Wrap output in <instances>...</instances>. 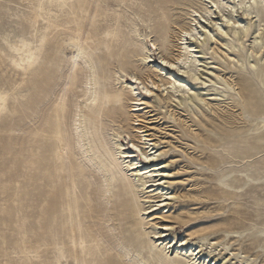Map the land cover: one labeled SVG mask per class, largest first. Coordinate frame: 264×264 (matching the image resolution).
<instances>
[{
    "label": "bare ground",
    "instance_id": "1",
    "mask_svg": "<svg viewBox=\"0 0 264 264\" xmlns=\"http://www.w3.org/2000/svg\"><path fill=\"white\" fill-rule=\"evenodd\" d=\"M47 1L62 10V15H41L46 24L42 29L49 30V33H42L40 39L44 42L47 36H52V39L63 36L60 44L64 50L70 51L67 62L71 70H77L71 76L70 88H64L60 102L53 105L49 127L40 128L41 159L46 161L53 152L60 168L66 169L63 162L66 149L73 147L91 177L99 174L102 200L112 205L109 209L114 211L112 220L119 221L126 234L112 248L116 255L132 264H226L231 260H235L234 264H264L258 261V256L249 255L246 248L239 247L235 253L228 243H210L207 238L211 233L200 235V241L194 244H191L194 234L180 240L169 238L173 221L182 220V209L172 214L165 208L174 201H180L183 196L174 190L176 183L167 169L169 161L149 166L166 154L161 151L164 146H160L171 142L156 140L155 134L150 133L152 128L148 126L153 122L149 120V114L157 107L164 108L167 117L173 121L177 119L171 109L182 108L206 126L199 116L203 115L213 123L206 110L218 116L216 107L219 108L227 100L231 105L226 103L221 111L227 112L228 107L238 108L235 120L244 117L245 123L244 128L239 129L241 134H236V129L218 128L219 132L204 136L203 144L232 145L226 154L241 159L264 152V0H156L155 7L148 12L157 13L158 21L152 26L144 21L148 33H140L139 29L132 27L131 34L134 36L131 43L122 40L117 31L107 32L96 25V17L105 15V18H111L107 14L108 9L102 6L105 0ZM114 1L117 8L112 14L117 16L123 1ZM169 10H180L188 22L181 24L178 21L181 16L172 19ZM87 24H93L91 30H86ZM250 31L254 37L253 43L246 49L248 55L239 54ZM171 33L180 42L176 55L170 53L168 47ZM152 34L158 35L159 44L152 43ZM100 44L101 49L98 48ZM151 45L157 46L161 64L154 61ZM220 45L236 54L228 53ZM43 46L48 50L53 48L50 44L43 43ZM20 52L17 49V53ZM204 56H209L218 65L217 70L211 69L202 80L198 72ZM113 63L118 64L119 70L112 68ZM150 64L153 66L150 67ZM78 67L84 74L79 86L76 84ZM46 69L37 80L36 103L43 101L47 87L54 79V72ZM175 70L183 79L174 77ZM222 70H228V73L223 74ZM166 71L173 73L171 75ZM188 78L209 86L217 103L209 102L195 88L189 87ZM70 90L77 91L72 105H68L65 99ZM6 99L7 95H0V112ZM68 108L73 109L72 138L63 128ZM250 118L254 119L251 126L246 120ZM104 120L108 124H104ZM103 130L105 135L101 132ZM188 130L193 132L190 126ZM46 135H49V145L45 141ZM194 135L202 137L200 133ZM240 144H243L242 147ZM74 168L71 164L67 171ZM231 172L234 170L229 174ZM78 175L83 176V173ZM225 178L226 175L218 181L228 194H232L234 188L260 186L256 183L260 178L251 177L248 173L242 178L234 176L223 180ZM235 184L242 186L236 187ZM90 185L88 181L85 188ZM260 202L264 200H257V204ZM252 227L254 229L248 237L254 242L264 240V226L258 229L253 224ZM249 230L223 232L225 238L231 234L239 238ZM206 246L208 252H204ZM223 252L231 259L225 260V256L219 260ZM110 263L109 260L107 264Z\"/></svg>",
    "mask_w": 264,
    "mask_h": 264
},
{
    "label": "rangeland",
    "instance_id": "2",
    "mask_svg": "<svg viewBox=\"0 0 264 264\" xmlns=\"http://www.w3.org/2000/svg\"><path fill=\"white\" fill-rule=\"evenodd\" d=\"M120 1H123L118 9L120 14L116 16L112 13L117 8V3L105 0L102 6L108 9L107 14L111 18L103 15L96 17L95 22L107 32L117 31L122 40L131 43L134 36L131 34L132 27L139 29L140 33H148L149 29L144 23L148 22L152 26L158 21L157 13L148 12L155 7L156 0H118ZM168 12L172 19L181 16L178 19L181 24L188 22V18L180 10ZM49 14L59 17L62 10L47 0H0V95H7L0 112V264H107L109 260L110 264H132L117 256L112 249L126 234L119 221L112 220L114 211L109 210L112 205L102 200L99 174L91 177L83 159L73 147L66 149L63 159L66 169L60 168V162L53 152L46 161L41 159L40 128L49 127L53 105L60 102L63 89L70 88L71 76L77 70H71L67 62L66 57L70 55V51L64 50L60 44L63 36L53 39L52 36H47L48 39L44 42L40 39L42 33H49V30L42 29L46 24L41 15ZM92 27L93 24H87L86 30H91ZM157 37L158 35H151L152 43H160ZM253 37L250 31L244 41V49H240L239 54L248 55L246 49L253 43ZM43 43L50 44L52 50L45 48ZM168 43L170 53L176 55L180 42H177L174 34H170ZM220 47L230 54H236L224 46ZM98 48L101 49L102 45H98ZM151 48L154 61L161 64L157 46L151 45ZM17 49L21 52L17 53ZM202 59L203 64L199 66L198 73L204 80L211 69L217 70L218 64L210 60L209 56ZM46 68L54 72V79L50 81L43 101L36 103L37 80L41 73L47 71ZM112 68L119 70L117 63H113ZM231 68L235 70L234 67ZM152 70L156 71L154 68ZM167 72L171 75L173 73ZM175 73V78L183 79L177 70ZM222 73H228V70H222ZM77 74L76 84L79 86L84 79L80 67ZM236 77L235 74L234 78ZM187 83L209 102L217 103L209 86L190 78ZM76 93L77 91L70 90L65 98L68 105H72ZM157 93L160 95L159 91ZM226 103L230 102L225 100L219 108L216 107L218 116L206 110V115L213 123L203 115L199 116L206 126L179 107L171 109L176 121L167 117L164 108L152 109L154 112L149 114V120L153 122L148 125L152 128L150 133L155 134L156 140L169 141L171 144L160 146H164L161 151L166 154L149 166L169 161L167 169L176 183L174 190L183 196L180 201H174L165 208L172 214L182 209V220L173 221L169 238L180 240L194 234L191 241L194 244L200 241V235L211 233L207 238L210 243H228L233 251L239 247L246 248L249 255L258 256V261L264 263V240L254 242L248 237L254 229L250 228L251 225L255 224L258 229L264 226V202L257 204V200H264V152L252 158L241 159L226 154L232 145L203 144L206 134L219 132L220 128L231 131L236 129L235 133L241 134L239 129L245 126L244 117L240 118L242 120H235L239 112L237 107H228L227 112H222ZM71 111L73 109L68 108L65 112L63 128L72 138ZM246 120L249 126L254 122L253 118ZM103 123L108 124L105 120ZM188 126L193 132H189ZM101 132L106 134L105 130ZM195 133H200L202 137H195ZM48 136L45 137L47 145L50 144ZM71 164L75 168L67 171ZM231 170L234 172L229 174ZM80 172L83 176L78 175ZM246 173L260 178L256 182L260 185L258 188H234L232 194H228L218 181L225 175L227 178L223 180L234 176L242 178ZM88 181L91 185L85 188ZM169 213L164 214L168 216ZM147 227L146 225L145 228ZM246 229L251 230L239 238L235 234L225 238L223 232H241ZM199 230L202 231L196 233ZM131 249L135 250L133 247ZM208 251L206 246L204 252ZM223 257L225 260L231 259L224 252L219 260ZM234 262L235 260H231L226 264Z\"/></svg>",
    "mask_w": 264,
    "mask_h": 264
}]
</instances>
